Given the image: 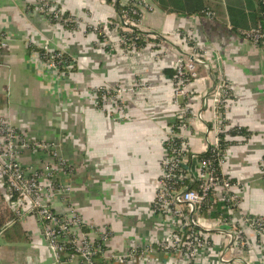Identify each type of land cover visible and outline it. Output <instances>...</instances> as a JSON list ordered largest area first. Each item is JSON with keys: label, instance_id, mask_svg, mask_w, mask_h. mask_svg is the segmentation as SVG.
I'll list each match as a JSON object with an SVG mask.
<instances>
[{"label": "crops", "instance_id": "crops-1", "mask_svg": "<svg viewBox=\"0 0 264 264\" xmlns=\"http://www.w3.org/2000/svg\"><path fill=\"white\" fill-rule=\"evenodd\" d=\"M52 1L67 16H74L77 25L51 21L29 9L26 0H0V32L7 36L6 46L0 49V117L31 140L52 144L57 155L72 166V172L60 168L55 175L56 182L70 187L69 193L52 200L55 211L63 214L71 207L86 226L108 229L106 246L119 254L153 246L152 251L137 252L125 261L99 259L98 264H183L180 254L157 249L156 240L166 236L169 228L150 210L163 138L174 116L173 90L164 69H172L176 48L171 34L176 30L194 32L211 50L206 60L210 71L201 64L195 66L192 87L196 92L210 100L219 75L232 85L234 101L227 112L228 122L246 129L249 136L227 144L223 170L241 182L239 210L264 219L260 168L264 45L252 44L239 29L231 30L226 10L227 2L243 0H206L213 17L206 11L192 15L174 11L177 0ZM116 1L146 4L137 29L161 35L166 52L156 56L149 43L132 51L120 46L119 30L112 24L118 12ZM92 26L102 27L109 50ZM45 46L63 51L74 67L59 70L48 65L38 52ZM101 86L118 88L121 115L109 105H96L93 94ZM203 115L202 122L193 120V146L198 153L203 150L204 128L213 126L211 106L204 107ZM208 140L212 141L209 134ZM19 159L41 168L51 156L28 149L19 152ZM21 221L29 240L7 243L0 235V264H79L78 259L53 263L34 214L22 216ZM247 232L252 242L254 235ZM213 236L222 238L219 233ZM224 256H229L228 251Z\"/></svg>", "mask_w": 264, "mask_h": 264}, {"label": "built area", "instance_id": "built-area-1", "mask_svg": "<svg viewBox=\"0 0 264 264\" xmlns=\"http://www.w3.org/2000/svg\"><path fill=\"white\" fill-rule=\"evenodd\" d=\"M26 2L29 9L45 14L51 21L62 22L63 25L68 18V21L76 25L78 23L72 16L66 15L65 18L63 8L55 1ZM130 4L128 10L117 12V17L112 22L119 30L120 46L126 51L135 50L134 39L137 37L129 34L134 29L139 30L137 27L141 10L146 7V4L134 1ZM206 12L213 17L212 12ZM97 27L92 26L90 29L97 33ZM143 33L145 40L155 36L160 38L157 44L153 41L146 42L154 46L156 56L166 52V48L161 45V35ZM240 35L256 46L264 42V28L260 23L240 31ZM171 36L174 38L173 47L176 48L172 63L174 73L169 77L173 90L171 103L174 116L163 138V155L154 196L150 202V210L160 216L169 231L166 236L156 240L155 244L159 250L180 254L183 264H227L249 246L248 230L257 240H260L264 232L262 217L248 216L239 210L237 189L241 182L223 170L227 144L241 142L246 136L241 133L230 134V131L241 127L232 126L228 122L227 112L233 104L234 92L232 85L224 77L219 75L215 78V91L210 100L206 94L202 95L192 87L197 76L196 65L201 64L205 70L210 71V64L206 60L211 50L192 31L176 30ZM100 43L109 50L110 44L104 35ZM6 44L7 36L0 32V49ZM41 49V53L38 51L40 56L51 67L59 70L74 67L73 60L63 51L52 50L47 46ZM93 95L100 108L109 105L113 111L118 109V115L122 114L118 88L101 86ZM207 106H211L214 111V119L213 126L203 130L201 152L211 148L212 154L200 158L201 152H196L193 146V120L202 122L203 110ZM208 134L211 135V142ZM221 134L227 142L223 148L220 147ZM28 149L48 152L51 161L41 168L22 164L19 152ZM260 165L264 174V158ZM60 168L67 172L73 170L72 166L57 155L52 144L31 140L8 120L0 117V188L9 199L10 209L20 218L26 214H37L41 234L53 263L72 262L75 259H78L79 264H98L99 259L125 261L137 252L153 250V246L149 245L141 251L134 249L127 254H119L106 246L108 229L86 226L71 207L63 214L55 211L52 200L70 191L68 185L56 182L55 175ZM218 207L221 212L217 216L205 215V211L216 210ZM214 233L221 234L222 238L216 240ZM226 251L229 258L224 256Z\"/></svg>", "mask_w": 264, "mask_h": 264}, {"label": "trees", "instance_id": "trees-1", "mask_svg": "<svg viewBox=\"0 0 264 264\" xmlns=\"http://www.w3.org/2000/svg\"><path fill=\"white\" fill-rule=\"evenodd\" d=\"M244 1V3H243ZM243 1H232L226 3V10L229 16V21L231 24V30L240 31L250 29L251 27L256 26L258 23L262 25L264 28V0H243ZM130 3L128 4H120L119 2H114V7L118 12L121 10H128L130 8ZM174 11H180L187 15L192 14H200L202 11H210L213 14L214 10L209 8V4L206 0H177L175 5L173 6ZM247 9L248 12L245 11ZM67 14H64V17ZM53 21V20H52ZM64 26H67L68 23H63ZM97 35L101 40L103 38V29L101 26L97 27ZM129 36H136L137 39H134V47L135 49H140L145 46L147 41H153L157 44L160 41L158 36L154 38H147L145 40V33L134 29ZM133 39V38H132ZM264 42H260L259 45H263ZM41 53L42 49H38ZM164 72L168 75V77H172L174 71L171 68L164 69ZM237 133L244 134L246 137L249 136V133L246 129H234L230 131V134L235 135ZM223 134H221V142L220 147L223 148L227 144V142L223 139ZM209 148L205 152H201L199 154L200 158L209 157L212 152ZM216 163L215 160H213ZM9 199L4 196V192L2 188H0V235L3 241L7 243H19L25 242L29 240L26 230L22 225L21 218L10 209L8 205ZM220 207V204H219ZM211 211H205V215L207 216H217L219 212H221L220 208ZM225 212V211H223Z\"/></svg>", "mask_w": 264, "mask_h": 264}, {"label": "rangeland", "instance_id": "rangeland-1", "mask_svg": "<svg viewBox=\"0 0 264 264\" xmlns=\"http://www.w3.org/2000/svg\"><path fill=\"white\" fill-rule=\"evenodd\" d=\"M67 17V16H66ZM65 17V18H66ZM73 19L77 20L74 16H72ZM66 23H68L69 25H76L74 22L68 21V18L65 21ZM62 24V22H60ZM252 242L249 241L248 239V244L249 247L246 248L244 251L246 253H241L237 258L241 257L239 260H241V262L236 258V259H232L230 260L229 263L233 262V261H237L240 264H264V232L263 234L260 236V240H257V238H252ZM259 241H261V243H259ZM254 244V247H252L251 245ZM252 250V253H247V250ZM257 251L258 253L254 252ZM229 258V256H228Z\"/></svg>", "mask_w": 264, "mask_h": 264}, {"label": "water", "instance_id": "water-1", "mask_svg": "<svg viewBox=\"0 0 264 264\" xmlns=\"http://www.w3.org/2000/svg\"><path fill=\"white\" fill-rule=\"evenodd\" d=\"M34 216H35V218L38 220V218H37V214H36V213H34Z\"/></svg>", "mask_w": 264, "mask_h": 264}]
</instances>
